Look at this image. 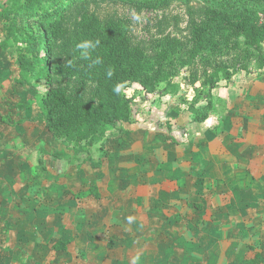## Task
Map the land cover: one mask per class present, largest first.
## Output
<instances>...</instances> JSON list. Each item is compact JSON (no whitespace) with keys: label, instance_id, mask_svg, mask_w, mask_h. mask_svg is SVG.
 Instances as JSON below:
<instances>
[{"label":"crops","instance_id":"0c3cea01","mask_svg":"<svg viewBox=\"0 0 264 264\" xmlns=\"http://www.w3.org/2000/svg\"><path fill=\"white\" fill-rule=\"evenodd\" d=\"M10 53L0 49V264H264V65L213 88L200 122L168 92L145 95L78 158L27 103Z\"/></svg>","mask_w":264,"mask_h":264},{"label":"trees","instance_id":"16d2710c","mask_svg":"<svg viewBox=\"0 0 264 264\" xmlns=\"http://www.w3.org/2000/svg\"><path fill=\"white\" fill-rule=\"evenodd\" d=\"M90 1H113L138 8L197 2L209 8L210 13L208 22L191 33V56L206 50L221 54L226 47L223 32L231 30L254 53L257 67L264 65V0H5L0 4V49H15V83L27 88V103L39 105L46 127L62 144H71L74 152H86L94 144L103 146L108 130L129 118L132 98L125 90L134 83L144 85L146 79L142 75L154 69L143 50L133 46L124 28L113 21L100 26L92 14L83 16L78 23L74 60L60 70L94 83L93 98L85 101L80 89L66 93L53 88L52 46L68 34V13ZM160 44L158 56L166 60L177 42L172 39L158 42L159 47ZM234 75L231 69L218 67L209 81V90L195 93L189 104L192 121L207 118L212 109L211 90L227 85ZM40 86L44 87L42 91ZM200 100L206 104L196 107ZM66 245L57 241L51 247L62 251Z\"/></svg>","mask_w":264,"mask_h":264},{"label":"rangeland","instance_id":"374dc122","mask_svg":"<svg viewBox=\"0 0 264 264\" xmlns=\"http://www.w3.org/2000/svg\"><path fill=\"white\" fill-rule=\"evenodd\" d=\"M209 13V8L197 2L190 4L173 2L168 6L153 8H138L113 1H90L84 6L81 5L79 9L68 13L67 36L63 40L56 41L52 46V76L54 78L52 86L55 90L66 93L80 89L83 99L87 102L93 98L94 83L66 75L60 68L74 60V41L78 23L83 16L94 14L100 26L113 21L117 26L124 28L133 46L142 49L148 61L154 66L152 72L142 75V78L146 79L144 85L134 83L125 90L126 95L132 98L131 106H134L135 100H145V95L159 98L160 91L171 94L173 98H169L174 99V103L189 106L186 96L191 97L200 90L208 91L209 81L218 67H227L239 73L258 66L254 53L245 47L243 40L231 30L223 32L222 42L226 47L221 54L206 50L191 56V33L195 28L208 22ZM172 39L177 42L175 51L169 53L166 60H162L158 56L161 51V44L159 47L158 42ZM14 50V47L11 48L10 54L15 59ZM220 83L224 81L221 80ZM43 88L40 86L38 89L42 91ZM71 146V144L67 145V148L70 150ZM71 149L73 150V147ZM96 149L94 144L86 153L92 152V155ZM80 153L71 151L72 157L79 158Z\"/></svg>","mask_w":264,"mask_h":264}]
</instances>
